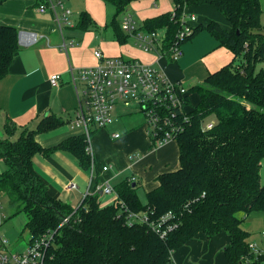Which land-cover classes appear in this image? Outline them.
Listing matches in <instances>:
<instances>
[{"label": "trees", "instance_id": "obj_1", "mask_svg": "<svg viewBox=\"0 0 264 264\" xmlns=\"http://www.w3.org/2000/svg\"><path fill=\"white\" fill-rule=\"evenodd\" d=\"M6 1L0 0V5ZM104 1L117 7L118 16L139 0ZM174 1L175 17L167 12L146 19L140 29L164 28L170 40L180 28L178 17L185 2L212 5L226 16L231 27L223 28L206 18L204 23L198 22L188 41L207 30L234 58L188 89L185 110L189 122L176 139L179 169L159 175L158 185L147 192L145 203L139 197L137 181L127 177L114 188L132 211L147 212L154 219L172 212L179 226L162 239L146 224L129 225L120 201L104 206L99 193L87 195L77 208L54 198L36 172L33 158L38 153L63 149L90 169L85 135L82 132L46 150L37 135L62 125V119L51 114L33 128L6 117L5 136L0 137V160L6 165L0 173V194L27 215L29 243L51 233L46 264H174L172 254L197 234L213 238L221 232L231 239L225 249L229 264H247L246 259L249 264L264 263V256L256 259L251 252V233L242 227L252 213H264V69L258 68L264 63L261 0ZM79 25L88 29L94 22L83 12ZM111 25L119 42H128L131 37L121 22L115 18ZM18 37L16 27L0 25V81L9 73L20 49ZM194 95L198 103H193ZM209 117L215 118V124L205 129L204 121ZM66 217L69 221L61 226Z\"/></svg>", "mask_w": 264, "mask_h": 264}, {"label": "crops", "instance_id": "obj_2", "mask_svg": "<svg viewBox=\"0 0 264 264\" xmlns=\"http://www.w3.org/2000/svg\"><path fill=\"white\" fill-rule=\"evenodd\" d=\"M54 2L57 4V0ZM64 2L72 11L71 25H66L63 21L59 23L57 17L62 15V9L58 6L56 13L51 8L41 12L38 4L29 0H7L0 5V25L16 27L20 45L9 73L0 81L1 138L5 136L6 117H10L17 125L34 128L43 117L51 114L62 119L63 124L37 135L36 139L44 149H54L66 139L82 135V129L72 127V121L82 99L83 85L77 82L76 88L71 70L77 73L81 68L98 64L95 57V51L98 49L106 57L135 59L160 67L154 53L130 46L132 38L121 44L112 23L101 24L98 21L95 11L98 6H103L104 0ZM197 7L199 5H188L186 8L191 12ZM262 10L261 21L264 29L263 3ZM83 12H87L92 18L94 27H80ZM164 13L167 12L146 19ZM22 32L36 33L42 38L36 44L26 46L20 42ZM202 32L200 36L197 34L184 44V54L177 62L163 59L160 63L171 81L179 82L188 89L194 82H204L210 73L229 64L234 58L233 53L225 46H220L216 38L201 42ZM63 38L67 42H74L73 45L68 44L67 50L62 47ZM206 45V51H198ZM55 74L61 76L57 87L52 86L50 82L51 76ZM125 115H128L126 109L117 108L115 117L118 120L108 128L94 132V177L91 167L85 169L79 159L67 150L58 149L34 156L35 170L46 183L51 196L77 208L88 192L99 193L102 205H112L114 196L105 195L102 190L97 189L106 181L115 186L127 177H134L147 194L157 187L159 175L179 169L178 143L171 141L163 147H153L144 124H120ZM116 132L121 133L118 139L113 137ZM0 162L3 163L4 171L6 165L2 160ZM106 165H111L112 168L103 172L102 168ZM71 185L76 187L70 188ZM230 241L226 232H221L213 238L199 233L172 254L173 263L229 264L225 249Z\"/></svg>", "mask_w": 264, "mask_h": 264}, {"label": "built area", "instance_id": "obj_3", "mask_svg": "<svg viewBox=\"0 0 264 264\" xmlns=\"http://www.w3.org/2000/svg\"><path fill=\"white\" fill-rule=\"evenodd\" d=\"M38 4L41 12L48 8L56 12L57 6L62 9V15L57 17L66 25H71L70 16L72 11L65 6L66 0H29ZM188 4L180 9L178 21L180 28L173 38L168 39L166 29L155 31L141 30L135 16L132 13H124L121 25L134 41L135 45L148 53H154L160 67L140 60H128L123 57H106L101 50L95 51L98 64L84 67L74 73L71 70L73 83L77 88V82H81L82 99L76 111V117L72 121V127L80 128L86 137L87 152L91 157L92 176L95 173L94 150L91 144L92 128L96 130L106 129L118 118L115 117L117 108L122 107L131 114L141 112L146 118L145 128L152 140L153 147L160 148L171 141H176L178 135L184 130L185 124L189 122V116L185 110V98L188 88L179 82L171 81L165 74L162 65L163 59L177 62L184 54L183 46L194 34L195 26L199 20L197 16L187 10ZM179 8V7H178ZM57 13V12H56ZM177 7L172 12L175 17ZM58 16V15H57ZM42 36L32 32H22L20 42L30 46L36 44ZM68 44L73 45V40L67 42L63 38L62 47L67 50ZM61 76L52 75L50 82L57 87ZM215 121L208 123L205 129L213 128ZM118 139L120 132L113 134ZM134 158V155L132 156ZM112 168L111 165L104 166L103 172ZM136 181V178H131ZM71 185L70 188H75ZM105 195H113L114 203L120 201L121 208L129 225L141 223L148 225L160 238H166L172 231L178 228L179 222L172 212H168L159 219L151 218L147 212L132 211L121 201L114 186L106 181L97 187ZM91 195V193H87ZM84 197V198H85ZM82 203V202H81ZM70 217L64 218L61 226L69 221ZM5 223V213L2 199L0 197V264H46L47 249L52 240L51 233H47L40 239L29 243L27 249L21 253L10 250L9 239L2 234L1 228ZM264 243V232L262 233ZM251 252L256 259L264 256V249L257 244L250 243ZM264 264V263H263Z\"/></svg>", "mask_w": 264, "mask_h": 264}, {"label": "rangeland", "instance_id": "obj_4", "mask_svg": "<svg viewBox=\"0 0 264 264\" xmlns=\"http://www.w3.org/2000/svg\"><path fill=\"white\" fill-rule=\"evenodd\" d=\"M89 1V0H88ZM263 7H264V0H262ZM175 1L174 0H139L132 2L128 8L125 10L124 13H132L138 24H142L143 21L147 17H152L158 15L163 12H173L175 10ZM91 8V7H89ZM96 14L98 15V21L101 24H111L113 19L116 18L118 22H121L123 18V14L117 16V7L110 2H104L103 6H98L96 9ZM190 12V11H189ZM194 13L199 23L205 21L206 18H211L217 21L223 28L229 29L231 27V23L226 18V16L220 12L217 8L212 5L204 4L199 5V7L195 8L191 11ZM100 24V25H101ZM200 36V33H199ZM214 38L209 31L204 30L201 33V42H206L207 39ZM132 47H137L135 45L134 40H130L129 43ZM207 45L204 48L199 49V52L203 50H207ZM157 68L159 66L156 65ZM258 68L264 69V63L259 64ZM201 83L194 82L192 83V87L199 85ZM193 103H198L197 95L193 97ZM128 115H125L121 118L120 124H125L130 122L133 125L140 126L145 124L146 118L143 113L137 112L133 114H129L130 112L127 110ZM215 121L214 117H209L204 121V126L208 123ZM92 137H91V144L93 145L94 141V132L95 129L92 128ZM3 163L0 162V172L3 171L4 167L2 168ZM261 180L262 184H264V161L261 170ZM140 186V185H139ZM138 194L143 202H146V194L142 187L140 186L138 189ZM0 197L3 202L4 206V213H5V223L3 228H1V232L5 235L10 241V250L13 252L21 253L25 251L29 245L30 240V232L26 229V224L28 222V217L24 212H19V205L11 203L8 196L4 194H0ZM242 227L251 233L250 243L257 244L260 248L264 249L263 237L262 233L264 232V213L262 212H254L247 219L244 220L242 223ZM245 261V260H244ZM246 263L249 264L250 262L246 259Z\"/></svg>", "mask_w": 264, "mask_h": 264}, {"label": "water", "instance_id": "obj_5", "mask_svg": "<svg viewBox=\"0 0 264 264\" xmlns=\"http://www.w3.org/2000/svg\"><path fill=\"white\" fill-rule=\"evenodd\" d=\"M133 186H135V183H133Z\"/></svg>", "mask_w": 264, "mask_h": 264}]
</instances>
